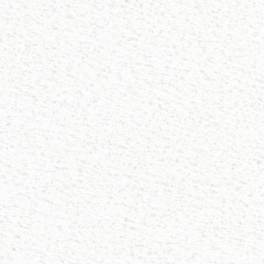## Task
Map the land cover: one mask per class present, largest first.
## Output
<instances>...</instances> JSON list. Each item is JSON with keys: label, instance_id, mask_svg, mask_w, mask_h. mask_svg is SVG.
<instances>
[{"label": "snow or ice", "instance_id": "6c2138e0", "mask_svg": "<svg viewBox=\"0 0 264 264\" xmlns=\"http://www.w3.org/2000/svg\"><path fill=\"white\" fill-rule=\"evenodd\" d=\"M0 264H264V0H0Z\"/></svg>", "mask_w": 264, "mask_h": 264}]
</instances>
